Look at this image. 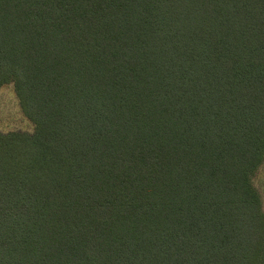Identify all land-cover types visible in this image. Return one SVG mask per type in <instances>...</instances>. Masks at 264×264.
<instances>
[{
    "label": "trees",
    "instance_id": "1",
    "mask_svg": "<svg viewBox=\"0 0 264 264\" xmlns=\"http://www.w3.org/2000/svg\"><path fill=\"white\" fill-rule=\"evenodd\" d=\"M0 264H264V0H0Z\"/></svg>",
    "mask_w": 264,
    "mask_h": 264
},
{
    "label": "rangeland",
    "instance_id": "2",
    "mask_svg": "<svg viewBox=\"0 0 264 264\" xmlns=\"http://www.w3.org/2000/svg\"><path fill=\"white\" fill-rule=\"evenodd\" d=\"M22 131L34 133L35 125L25 116L14 86H4L0 91V133ZM254 184L264 201V165L254 178Z\"/></svg>",
    "mask_w": 264,
    "mask_h": 264
}]
</instances>
